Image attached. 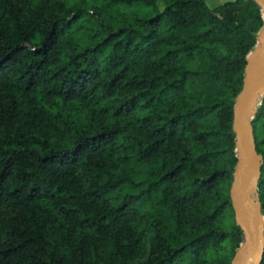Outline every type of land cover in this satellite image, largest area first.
I'll return each mask as SVG.
<instances>
[{
	"label": "trees",
	"instance_id": "16d2710c",
	"mask_svg": "<svg viewBox=\"0 0 264 264\" xmlns=\"http://www.w3.org/2000/svg\"><path fill=\"white\" fill-rule=\"evenodd\" d=\"M209 1L0 0V264H233L263 20ZM253 129L264 217V97Z\"/></svg>",
	"mask_w": 264,
	"mask_h": 264
},
{
	"label": "water",
	"instance_id": "95a60500",
	"mask_svg": "<svg viewBox=\"0 0 264 264\" xmlns=\"http://www.w3.org/2000/svg\"><path fill=\"white\" fill-rule=\"evenodd\" d=\"M256 1L261 6L263 27L257 35V46L248 55L244 90L235 106L238 163L231 189L236 221L243 228V240L247 245L240 253L236 252L233 264H259L263 255L264 217L256 198L263 161L257 152L253 121L264 97V0Z\"/></svg>",
	"mask_w": 264,
	"mask_h": 264
},
{
	"label": "rangeland",
	"instance_id": "374dc122",
	"mask_svg": "<svg viewBox=\"0 0 264 264\" xmlns=\"http://www.w3.org/2000/svg\"><path fill=\"white\" fill-rule=\"evenodd\" d=\"M224 1H227V0H219V1H215V0H211L208 2L209 6L211 8H216L217 6H219L221 3H223ZM238 250V249H237Z\"/></svg>",
	"mask_w": 264,
	"mask_h": 264
},
{
	"label": "bare ground",
	"instance_id": "6f19581e",
	"mask_svg": "<svg viewBox=\"0 0 264 264\" xmlns=\"http://www.w3.org/2000/svg\"><path fill=\"white\" fill-rule=\"evenodd\" d=\"M258 46H261V43L259 42L258 43ZM247 243L245 240H243V242L240 244L239 248H238V252L237 253H240L245 247H246Z\"/></svg>",
	"mask_w": 264,
	"mask_h": 264
}]
</instances>
